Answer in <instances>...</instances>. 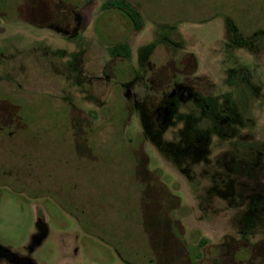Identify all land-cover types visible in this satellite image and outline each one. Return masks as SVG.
Segmentation results:
<instances>
[{
    "label": "rangeland",
    "instance_id": "obj_1",
    "mask_svg": "<svg viewBox=\"0 0 264 264\" xmlns=\"http://www.w3.org/2000/svg\"><path fill=\"white\" fill-rule=\"evenodd\" d=\"M103 1L0 0V264H264V0Z\"/></svg>",
    "mask_w": 264,
    "mask_h": 264
},
{
    "label": "trees",
    "instance_id": "obj_2",
    "mask_svg": "<svg viewBox=\"0 0 264 264\" xmlns=\"http://www.w3.org/2000/svg\"><path fill=\"white\" fill-rule=\"evenodd\" d=\"M100 8H102V9H116V10L120 11V13L130 23V25L134 31H138L142 26L140 12L128 0H104L101 3ZM107 54L113 58L119 57V58L128 59L129 55H130L129 54V45L125 41H120V42L114 43V44L107 47ZM164 214H165V211H164ZM155 228L158 229L157 227H155ZM205 243H207V240L205 238H200V240L198 241L199 246H203ZM245 246H248V245H245ZM191 261H192V259H191Z\"/></svg>",
    "mask_w": 264,
    "mask_h": 264
}]
</instances>
